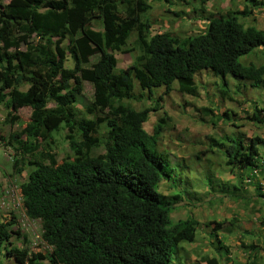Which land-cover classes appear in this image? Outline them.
Instances as JSON below:
<instances>
[{
	"label": "trees",
	"instance_id": "1",
	"mask_svg": "<svg viewBox=\"0 0 264 264\" xmlns=\"http://www.w3.org/2000/svg\"><path fill=\"white\" fill-rule=\"evenodd\" d=\"M208 1L199 0L208 20L206 30L179 36L152 33L149 18L142 19L152 8L149 0H0V103L8 107L4 122L14 124L20 108H31L27 124L8 137L0 134V139L18 153L34 154L41 142L64 127L70 147L82 150L61 162L52 154L43 155L46 162L36 163L20 184L24 210L41 221L42 238L52 252L16 245L14 234L26 236L14 229V219H4L0 258L11 257L18 264H174L175 246L195 241L199 220L190 216L174 221L171 216L182 190L169 198L159 190L169 177L165 166L171 165L170 154L158 146L168 117H160L150 133L144 123L160 105L137 109L124 100L143 97L135 92L137 83L150 91L165 86L166 93L177 83L182 94L197 95L196 76L203 69L223 78L219 90L230 100L228 75L264 91V61L244 65L239 60L264 49V29L240 19L254 8H264V0H246L242 10L226 12L209 11ZM134 32L140 52L130 65L118 69L113 51L122 50ZM64 38L67 48L59 42ZM68 51L72 67L66 66ZM84 79L92 82L94 91L83 111L78 103ZM260 110L250 119L264 125ZM223 118L234 122L227 112ZM102 123L108 135L105 155L99 157L91 151L100 145ZM211 140L235 179L220 180L221 189L250 204L244 182L260 172L264 177V137L255 135L247 144L240 135ZM14 168L17 173L23 170L18 159ZM259 187L254 194L262 199L259 209L264 210ZM217 224L220 228L222 222ZM260 240L263 235L256 242ZM257 243L246 246L253 256L261 246ZM201 260L222 264L210 255Z\"/></svg>",
	"mask_w": 264,
	"mask_h": 264
},
{
	"label": "rangeland",
	"instance_id": "2",
	"mask_svg": "<svg viewBox=\"0 0 264 264\" xmlns=\"http://www.w3.org/2000/svg\"><path fill=\"white\" fill-rule=\"evenodd\" d=\"M11 2L13 0H3ZM152 8L142 16L149 18L152 33L170 31L179 36L194 35L206 30L208 20L201 12L199 0H149ZM246 0H209L205 6L209 11L226 12L227 10L240 11ZM241 21L247 25H256L264 29V8H254L253 13L241 16ZM99 28V24H95ZM137 32L128 40L122 50L113 51L118 60V69L130 65L139 54ZM67 48L68 40L59 39ZM97 57H93L95 61ZM240 62L248 65L254 62L260 65L264 61V49L258 48L252 54L239 58ZM66 66L72 67L73 61L67 52ZM228 89L232 99L222 97L220 84L221 76H215L210 69H203L196 76L199 84L197 95L182 94L177 83L166 93L165 86L154 87L152 91L145 89L144 84L136 85L135 92L142 94L140 100H124L137 109L154 108L160 105L159 110H151L144 127L150 133L160 117H168L159 140V150L170 154L171 165H166L169 177L163 179L159 190L167 198L172 193L182 190V200L172 205V219L177 221L194 216L202 218L198 225L197 237L194 242H181L175 246L174 264H206L202 257L214 256L222 264H264V240L256 242L262 234L253 232L255 237H246L256 223H263L264 210L259 209L262 199L254 194L255 187L264 191V177L259 173L257 177L244 182L249 190L250 204L238 202L226 196L227 188L221 189V181H231L232 172L226 166V158L218 146H211V137L221 139L226 135H240L244 143H248L255 135L264 137V125L251 121L250 117L256 110L264 109V91L252 87L248 81H238L231 75L227 76ZM93 85L89 79H84V89L80 96L78 108L84 111L85 104L93 98ZM52 105V104H50ZM203 107L212 109L207 113ZM8 107L0 103V134L8 137L14 131L21 130L29 121L30 107L18 110V120L14 124L4 122ZM261 111V110H260ZM227 112L234 122L223 118ZM264 115V110L260 116ZM108 129L102 123L97 134L100 145L94 146L92 154L103 157L105 155V141ZM67 129L62 127L54 132L52 139L41 142L40 148L34 154L18 153L14 146L8 145L7 140L0 139V220L14 219V229H20L25 239L14 234L12 241L20 247H28L31 251H41L45 254L52 252V247L42 238V224L39 219L30 218L23 207L20 184L28 179L35 164L46 162L44 156L52 154L57 161L73 159L80 154L74 151L66 138ZM264 150V145H262ZM15 159L19 160L22 172L17 173L14 168ZM221 180V181H220ZM176 187L172 188V185ZM254 203H258L255 205ZM258 209V210H257ZM242 217V225L246 230L234 231L230 222ZM257 219V220H256ZM263 220V221H262ZM218 222L224 223L218 227ZM211 226V228L207 227ZM239 230V229H238ZM237 231V230H236ZM212 232V234H210ZM261 234V235H259ZM258 246L255 256L249 253L248 245ZM196 257V258H195ZM195 258V259H194ZM253 258V259H252ZM3 264H18L13 258L1 255ZM192 260H197V262Z\"/></svg>",
	"mask_w": 264,
	"mask_h": 264
},
{
	"label": "crops",
	"instance_id": "3",
	"mask_svg": "<svg viewBox=\"0 0 264 264\" xmlns=\"http://www.w3.org/2000/svg\"><path fill=\"white\" fill-rule=\"evenodd\" d=\"M232 175V174H231ZM233 176V175H232ZM231 183H235V179H234V176H233V178L231 179V181H230ZM197 218V217H196ZM200 222H203L202 221V218L200 219V218H197ZM243 219H242V217L239 219V220H237V221H235V222H230V226H232V228L234 227V231L235 232H238V235L239 236H242L241 234H240V231L241 230H243V231H245L246 229V227L244 226L243 227V225H242V223H243V221H242ZM257 220V219H256ZM200 224V223H199ZM224 223H222V225H223ZM207 227H209V228H211V226H207ZM239 229V230H238ZM251 231H248L247 230V232H249V233H245L244 235L246 236V237H255V234L254 235H251V234H253L252 233V231L253 232H259V233H261L263 236H264V224L263 223H256V224H254L251 228H249ZM237 230V231H236ZM210 234H212V232H210ZM261 234H259V235H261ZM196 258V257H195ZM194 258V259H195ZM193 261H195V262H197V260H192V262Z\"/></svg>",
	"mask_w": 264,
	"mask_h": 264
}]
</instances>
